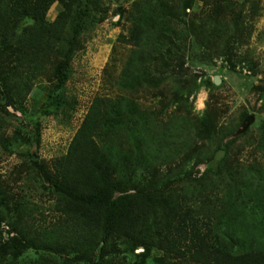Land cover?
Instances as JSON below:
<instances>
[{"label":"rangeland","instance_id":"1","mask_svg":"<svg viewBox=\"0 0 264 264\" xmlns=\"http://www.w3.org/2000/svg\"><path fill=\"white\" fill-rule=\"evenodd\" d=\"M135 1L138 0H99L104 14L98 9L96 19L87 24L80 37L71 60V75L61 90L64 100L57 112L44 113L47 95L54 92L55 62L35 80L24 101L16 99L0 105V191L7 205H0L3 241L15 234L7 224L8 213L15 216L26 210L37 230L50 229L62 221L55 210L56 198L50 185L41 183L29 158L52 169L53 161L65 155L95 97L127 98L138 112L148 114V136L141 143L142 152L129 144V135L144 122L134 113L129 119L125 117L128 123L120 127V138L114 135L111 139L120 149L130 148L118 156L120 164L128 169L124 175L147 190L172 193L179 200L191 198L197 205L208 196L213 199L226 190L228 175L197 180L210 168L217 171L224 158L223 170L232 171L236 180L250 185L261 180L264 185V0H187L189 8L187 1H168L174 10H164L165 15L156 20L154 33L149 27L147 49L141 47L152 57L156 53L154 57L161 61L148 60L153 77L144 79L137 74L133 79L142 86L127 89V80L131 79L122 73L130 55L136 51L139 57L142 49L119 42L118 36L129 33V12ZM56 11L54 4L48 11V20L55 18ZM53 59L59 61L60 56ZM143 63L144 60L141 66ZM216 75L221 80L219 85H204ZM157 77L160 80L155 85ZM206 113L208 128H216L210 137H205V132L201 135L195 127L200 126L199 118ZM251 115L253 122L237 133ZM119 140L125 143L119 145ZM97 141L100 143V139ZM219 144L229 145L226 157L225 152H219ZM157 145L169 149L167 158L154 160ZM211 183L213 187L200 199L190 194L198 185ZM260 195L264 201V192ZM247 204L244 201L235 208L246 211ZM257 242L264 248L262 238ZM240 243H235L234 248ZM225 244L228 246L229 242ZM143 252L137 248L133 254L139 256ZM45 256L46 253L30 248L20 262L37 264ZM153 257L151 254L147 259ZM157 258L175 261L162 254ZM138 260L139 257L135 262Z\"/></svg>","mask_w":264,"mask_h":264},{"label":"trees","instance_id":"2","mask_svg":"<svg viewBox=\"0 0 264 264\" xmlns=\"http://www.w3.org/2000/svg\"><path fill=\"white\" fill-rule=\"evenodd\" d=\"M168 1L138 0L133 3L129 12V33L118 36L119 42L142 49L141 56L137 57L136 51L130 55L122 73L131 79L127 80V89L142 86L133 79L137 74L144 79L153 77L148 60L161 61L154 57L156 53L152 57L151 53H144V49L150 28L152 33L155 31L156 20L165 15L164 10H174L173 5L168 6ZM176 1L187 0H171L172 3ZM54 4L57 11L50 21L47 15ZM98 9L104 14L99 0H0V105L16 99L20 103L24 101L35 80L55 62L54 92L47 95L44 113L57 112L64 100L61 90L72 72V57L87 24L96 19ZM56 56H60L59 61H53ZM157 78L155 85L160 80ZM204 85L214 87L211 79ZM261 94L264 98V90ZM130 113L144 120L142 126L129 135V144L133 143L142 152L141 143L148 136L145 123L148 114L138 112L127 98L102 96L92 100L65 155L53 161L52 169L29 158L41 183L50 185L56 198L55 210L62 221L50 229L37 230L26 210L15 216L6 214L7 224L15 234L6 241L0 235V264H21V256L30 248L47 254L37 264H148L150 261L160 264H264V248L257 242L258 238L264 240V201L260 195L264 185L261 180L252 185L236 180L232 171L223 170L224 158L217 171L210 168V175L204 173L197 180L203 182L214 175H228L226 190L213 199L208 196L197 205L189 196L190 200H179L172 193L147 190L124 175L128 169L120 164L118 156L128 153L130 148L120 149L111 141L114 135L120 138V127L128 123L125 117L129 119ZM199 123L200 126L196 124L195 127L201 135L204 136L203 132L205 137L214 135L216 128H208V113L199 118ZM36 141L39 142L38 137ZM124 143L125 140H119V145ZM218 148L225 152V157L230 150L229 145L219 144ZM154 150L157 153L155 161L168 157V148L157 145ZM198 186L190 194L200 199L213 183ZM244 201L249 205L246 211L235 208ZM0 205L7 208L1 191ZM235 243H240L237 249ZM137 248L143 249V254L134 255ZM121 253L127 256L121 257ZM151 254L154 257L147 259ZM160 254L175 261L157 258Z\"/></svg>","mask_w":264,"mask_h":264},{"label":"water","instance_id":"3","mask_svg":"<svg viewBox=\"0 0 264 264\" xmlns=\"http://www.w3.org/2000/svg\"><path fill=\"white\" fill-rule=\"evenodd\" d=\"M221 82L220 77L218 75L214 76V78L212 79V83L213 85L217 86L219 85ZM254 117L251 116H247L244 120V122L242 123V126L240 129H238L237 133H241L243 132L252 122H253ZM219 152H221V154L224 152L223 150H220ZM220 156H216V158L218 159Z\"/></svg>","mask_w":264,"mask_h":264}]
</instances>
